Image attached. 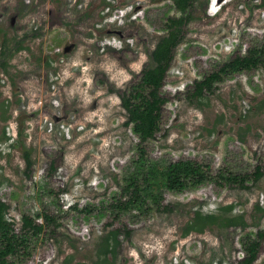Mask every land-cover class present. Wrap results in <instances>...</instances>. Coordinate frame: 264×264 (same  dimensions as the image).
Returning <instances> with one entry per match:
<instances>
[{
	"label": "rangeland",
	"instance_id": "rangeland-1",
	"mask_svg": "<svg viewBox=\"0 0 264 264\" xmlns=\"http://www.w3.org/2000/svg\"><path fill=\"white\" fill-rule=\"evenodd\" d=\"M175 14L172 0H0L7 61L6 72L0 69V199L17 224L48 209L61 225L58 237L37 241L23 264H64L70 256L90 264L110 216L85 217L70 207L108 202L124 184L138 140L124 126L119 94L139 79ZM193 16L162 89L170 101L149 156L204 162L213 172L251 174L260 166L263 177L248 190L207 184L163 191L170 215L131 213L114 222L132 233L120 238L119 258L110 264H228L244 256L240 238L264 228V217L258 223L253 212L264 204V71L237 74L199 101L185 94L238 46L244 52L264 37V0H200ZM230 204L245 213V231L213 226L182 237L194 208L207 214ZM254 264H264V244Z\"/></svg>",
	"mask_w": 264,
	"mask_h": 264
},
{
	"label": "trees",
	"instance_id": "trees-1",
	"mask_svg": "<svg viewBox=\"0 0 264 264\" xmlns=\"http://www.w3.org/2000/svg\"><path fill=\"white\" fill-rule=\"evenodd\" d=\"M199 1L172 0L176 14L167 18L166 23L162 25V34L158 36L139 79L118 93L121 107L126 113L124 126L138 140L135 154L122 178L124 184L120 186L118 192L113 193L108 202L102 201L98 206L90 204L82 209H78L77 204L70 207V210L81 212L85 217L96 215L101 219L106 215L110 216V222L106 224L103 234L96 241L90 264H110L118 260L120 238L128 240L132 233L125 226L115 228L114 222L120 220L122 216L137 213V217H148L153 212L169 215L173 213L172 205L162 203L163 191L182 194L207 184H215L221 189L237 186L241 190H248L250 184H256L263 177L260 166H256L251 174L225 168L213 172L212 167L204 162L190 159L152 160L149 156L148 145L161 130L164 107L170 101L168 96L162 94V89L177 48L185 40V28L194 19L193 10ZM5 50L6 48L0 53L2 72L7 70ZM259 70L264 71V37L260 40L253 39L244 52H241V46H238L227 60L204 74L202 79L194 80L185 90L186 98L189 101L194 99L199 101L206 95L213 94L217 84L230 80L237 74L251 75ZM2 120H6V117L2 116ZM24 160L25 175L30 178L29 169L32 162L28 153L25 154ZM50 169L51 172L55 171L52 164ZM51 176L52 174L46 178ZM9 211V204L0 199V264H23L31 257L37 241L58 237L61 227L58 222L60 216H56L54 212L45 209L34 216L22 215L20 223L17 224L14 219L8 217ZM253 212L259 214L257 219L259 223L264 217V204L260 205L257 202ZM191 213V218L182 230V237L192 232L203 234L213 226L223 230L233 228L242 231L249 227L245 213H235L231 204L219 206L215 213L207 214L201 211L199 205ZM38 219L42 222H37ZM239 243L244 256L228 264H254L264 244V228L246 233L240 238ZM64 264L88 262L73 263L70 256L65 259Z\"/></svg>",
	"mask_w": 264,
	"mask_h": 264
},
{
	"label": "built area",
	"instance_id": "built-area-1",
	"mask_svg": "<svg viewBox=\"0 0 264 264\" xmlns=\"http://www.w3.org/2000/svg\"><path fill=\"white\" fill-rule=\"evenodd\" d=\"M184 85H185V84H183L181 87L184 88Z\"/></svg>",
	"mask_w": 264,
	"mask_h": 264
}]
</instances>
